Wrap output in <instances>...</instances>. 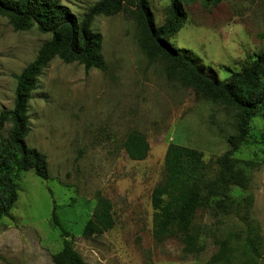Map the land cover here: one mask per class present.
<instances>
[{
	"label": "rangeland",
	"instance_id": "1",
	"mask_svg": "<svg viewBox=\"0 0 264 264\" xmlns=\"http://www.w3.org/2000/svg\"><path fill=\"white\" fill-rule=\"evenodd\" d=\"M58 1L82 18L101 0ZM148 1L162 27L173 0ZM184 9L187 20L170 43L219 80L241 73L264 54V0H223L210 7L192 0ZM91 30L102 37L107 68L86 71L55 58L32 93L26 143L47 157L50 177L45 181L33 171L17 177L18 201L11 217L0 219V264H55L65 240L52 222L55 205L84 264H210L218 252L214 240L231 243L233 264H264L245 248L248 223L264 257V114L251 121L248 138L233 151L229 139L237 135L238 112L169 79L163 60H148L134 17L100 16ZM50 39L37 29L16 32L0 17V114L14 108L17 77ZM132 133L147 138L145 161H132L124 150ZM172 144L204 155L207 181L219 176L217 160L229 152L249 178L247 191L232 187L229 193L240 207L221 211L212 201L198 211L194 225L206 249L196 258H184L179 238L159 243L153 236L152 195L165 182ZM99 196L112 203L115 226L85 238Z\"/></svg>",
	"mask_w": 264,
	"mask_h": 264
},
{
	"label": "trees",
	"instance_id": "2",
	"mask_svg": "<svg viewBox=\"0 0 264 264\" xmlns=\"http://www.w3.org/2000/svg\"><path fill=\"white\" fill-rule=\"evenodd\" d=\"M191 1L173 0L165 24L157 27L148 0H101L82 18L58 0H0V17L7 19L16 32L37 29L51 35L36 59L17 77L14 108L0 114V219L11 217L18 201V176L33 171L45 181L50 177L47 157L26 143L30 132L29 102L42 70L55 58L65 64L78 63L86 71L107 68L102 56V37L91 30L95 18L100 16L112 17L128 12L134 17L140 33V45L148 60H163L169 79H177L214 103L235 109L238 112L237 135L229 139V144L236 151V143L246 141L251 121L260 112L264 114V54L256 57L241 73L231 74L226 81L219 80L212 69L201 66L189 52L181 54L170 39L185 24L187 13L184 5ZM201 1L210 7L223 0ZM8 124L11 126L8 136L2 138ZM123 147L127 156L136 162L145 161L150 151L147 138L139 133L130 134ZM165 157V182L155 188L152 195L154 240L161 243L166 239L179 238L184 245V258H196L206 249L201 241L203 233L194 225L198 211L210 207L212 201L221 211L240 207L231 200L229 193L232 187L247 191L249 178L243 169L238 168V160L232 158V152L217 160L220 173L212 181L205 180L204 155L201 152L172 144ZM251 199H245L247 206L252 204ZM56 211L55 205L52 222L65 240L63 250L53 258L54 263L84 264L68 241L69 235ZM114 226L112 203L102 196L97 197V207L83 230V236H101ZM247 229L246 250L255 259H264L258 236L248 223ZM214 241L218 252L210 264H233L231 243Z\"/></svg>",
	"mask_w": 264,
	"mask_h": 264
}]
</instances>
